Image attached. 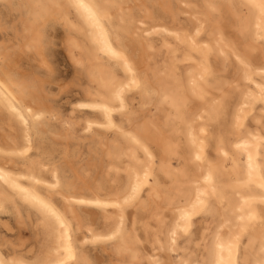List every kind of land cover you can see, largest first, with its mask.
<instances>
[{
    "label": "rangeland",
    "instance_id": "1",
    "mask_svg": "<svg viewBox=\"0 0 264 264\" xmlns=\"http://www.w3.org/2000/svg\"><path fill=\"white\" fill-rule=\"evenodd\" d=\"M91 1L112 18L115 28L122 31L126 50L140 66L141 71L149 79L153 78L158 88L161 87V83H179L180 87L175 92L184 95V99L176 107V112L167 117L169 108L162 106L157 97L152 96L149 103L137 94L126 93L124 97L126 103L130 105L131 115L127 117H122L118 113L113 115L115 123L123 131L138 135L143 143L148 144L156 157L149 182L142 185L137 197L127 205L124 204L123 208L125 240L140 252L141 258L138 264H150L145 256L154 252L158 254L160 264H172L176 261L174 255L173 258H169L164 250L165 226L170 221L173 204L187 193L190 186L188 181L196 172L195 167L192 164H186L185 161L189 149L185 142V126L180 123L182 118L189 121L198 115L202 116L203 120H195V123L204 124L208 130L205 138L207 158L217 174L215 185L224 189L226 193L223 204H217L220 212L215 219L199 218L196 221L191 242L193 252L200 254L201 237L206 227L210 229L215 227L220 219L219 214L229 208V203H233L234 191L251 192L255 196L254 205L264 218V202L261 200L260 193L242 189L237 183H233L236 180L235 172L219 170V166L224 161L220 157L221 148L231 156L239 173L242 172L231 147L232 135L229 132L232 130L231 121L241 91L251 87V84L245 81L244 74L246 73L252 81L264 83V74L261 71L264 68L261 55L262 44L261 41L254 40L250 28L252 7L243 0H232V2L227 0H212L213 2H205V0ZM18 8L17 0L10 3L0 1V50H5L4 53L8 54L3 53L7 56L6 62L13 73L23 80L26 79L27 82L34 79L32 83L39 87L38 94H42L39 98H42L43 106L49 111L45 113L49 115L47 119L49 126L41 129L35 137L36 154L47 158L53 166L66 167L68 182L71 184L74 182L72 185L83 194L97 195L106 201L123 199L130 184V168L135 167V163L130 162L126 156L129 147L121 134L114 129L106 130L93 126L92 131L86 133L85 122L100 119L95 112L78 108L80 101L87 100L91 96L102 95L109 99L113 85L123 79L120 68L113 69V75L106 80L107 86L103 87L105 82H100L102 75L99 69L108 70L107 63L103 62L101 66L94 60L92 45L83 27L77 25L76 29L70 30L53 18L48 19L42 27L40 41L42 46L33 50L26 48L24 41L29 34L25 25L28 9ZM145 14L147 17H144ZM122 17H125V21H121ZM198 19L205 22L201 42L206 46L208 44L205 60H203V64L207 67V74L203 79L206 83L202 80L198 82L203 90L204 98L188 90L187 70L191 60L185 58L174 64L164 60L167 41L164 29L177 33H185V31L189 33ZM72 20L78 24L75 18L72 17ZM141 20L144 27L140 26L142 30L139 31L138 26ZM143 29L150 34L148 38L155 46L154 51L149 48L147 42H142L141 38L135 35L138 31H144ZM216 39L221 40L220 44L225 51L224 56H220L217 52ZM70 40L80 45L79 51L75 49L73 53L71 52ZM179 53L178 46L170 47L172 58L178 59ZM189 55L195 60H200L198 53L190 52ZM92 63L97 66L94 70L89 67ZM104 78L106 79V76ZM256 129L264 136V106L260 101L253 102V112L246 119L245 128L241 131L243 134L246 130L253 132ZM170 141L178 142L183 151L180 160L175 155L170 157L173 172L178 169H185L186 172L185 177L178 182L173 175H166L159 165L163 157V148ZM22 143L21 126L0 102V163L8 161L15 168H21L22 164L16 158L17 163L9 162L10 155L14 157L15 155L8 150L15 149ZM110 152L111 155H108ZM135 155L137 164L145 163L146 159L140 149H136ZM78 180L81 181L78 183ZM49 182L48 175L40 173L39 182L31 184V187L42 195L50 196L61 210H69L68 205L64 203V197L70 194L72 189L64 184L49 188L46 185ZM155 193H158L159 199L153 196ZM16 206L21 212L20 216L16 212ZM73 209L75 216L73 213L74 218L71 219V224L74 244L86 256L85 263L77 264H128L127 257L121 258L115 255L114 248L118 242L91 244L85 240L87 228H91L96 233H103L108 228L106 216H115L113 207H106V214L95 206L80 205ZM157 213L161 215L158 216ZM161 218L163 223H159ZM262 228L261 222H258L257 226L246 229L241 239L238 264H253L260 256L259 235ZM55 235L56 228L53 221L32 202L23 201L18 195L6 192L0 208V257L5 264L10 261L13 264H44L52 253ZM180 246L182 249L179 252L189 247L185 241H181Z\"/></svg>",
    "mask_w": 264,
    "mask_h": 264
},
{
    "label": "bare ground",
    "instance_id": "2",
    "mask_svg": "<svg viewBox=\"0 0 264 264\" xmlns=\"http://www.w3.org/2000/svg\"><path fill=\"white\" fill-rule=\"evenodd\" d=\"M0 1L10 3L13 0ZM17 1L19 8L28 9L25 25L27 26L29 34L24 41L26 48H32L31 50H33L39 49L42 46L40 45L42 27L48 19L53 18L60 21L66 28H70V30L72 28L76 29L77 25L83 27L87 39L92 45L94 60L101 66L103 62L107 63L108 70L99 69L102 75L100 82H105L103 87L107 86L106 80L113 75V69L115 67L120 68L123 79L121 82L113 85V88L110 90L109 99L102 95L99 97L91 96L87 100L80 101L78 103V108L95 112L100 119L99 121L87 120L85 122L86 133L91 132L93 126H98L106 130L114 129L121 134L125 144L129 147L126 156L130 162L135 163V167L130 168V171L128 170L130 184L123 199L106 201L97 195H85L78 191L72 185L74 182H72V184L68 182L66 175L68 172L65 170L66 167L64 168L62 165L63 168L53 166L47 158L36 154L37 146H35L34 142L35 137L40 133L41 129L49 126V122L47 121L49 115L45 114L49 111L43 106L44 104L41 102L42 98H39L42 97L39 96L42 94H38L39 87L32 83L34 79L30 78L33 79V81L29 80L31 82H27L26 79L23 80L13 73L10 65L6 62L5 58L7 56H4V54H8L4 53L5 50H0V102L3 104L5 110L15 118L23 130V143L21 146L8 150L9 153L15 155V157L10 155L9 162L15 164L17 163V159L22 164L21 168H15V166L12 164L10 165L8 161L6 163H0V208L6 192L18 195L23 201L32 202L43 214L53 221L56 228L54 247L48 260L44 264H77L80 262L85 263L86 256L83 254L82 250L77 249L74 244L71 224V219L75 216L73 208L80 205L95 206L106 214V207L112 206L115 211V216H106L108 228L103 233H96L91 228H87L85 240L91 244L118 242V245L114 248L115 255L121 258L127 257V261H129L128 264H138L141 258L140 252L129 245L125 240L126 229L123 208L124 204L127 205L131 200L137 197L141 186L149 182L156 157L148 144L143 143L138 135L123 131L122 128L115 123L113 115L116 113L120 114L122 117L131 115L132 111L130 105L126 103L124 95L126 93H134L139 95L142 99L148 100L149 103H151L152 96L157 97L162 106H167L169 108V113L167 114V117H169L176 112V107L179 106L180 101L184 99L183 94L175 92L178 91L180 84H163L160 82L161 84H159L161 87L159 86L160 88H158V85L154 83V79H149L127 52L126 46L123 43L122 31L115 28L112 23V18L98 9L91 0H83L86 8L77 7L75 5V0ZM163 1L170 2V0ZM208 1L212 0H205V2ZM227 1L232 2V0ZM243 1L253 9L250 28L254 40L261 41V55L264 60V0ZM143 12L144 11H142V13ZM145 15L146 16H143L147 17V14ZM72 17L77 20L78 24L72 20ZM126 19L129 20V18ZM121 21H125V17H122ZM139 23L138 30L140 31L142 30L140 26H143L144 23L142 20ZM143 30L142 32H136L135 35H138L142 42H147L149 48L153 49L155 46L148 38L150 34L146 29ZM204 30L205 22L199 19L196 20L195 26L189 33H186V31L185 33H177L164 29V33L167 37L164 60H168L170 64H174L185 58L191 60L187 70L188 90L190 93L200 95L202 98H204V94L198 82L199 80L205 82L206 80L203 79L207 74V67L203 64V60H205L208 44L206 46L205 43L201 42V35ZM216 40L217 42H214L218 43L217 52L220 56H224L225 51L224 47L220 44L221 40ZM69 43L72 53L75 49L79 51L80 45L76 41L70 40ZM223 43L226 42L223 41ZM173 45L180 48L178 59H174L170 56V47H173ZM188 52L198 53L200 55V60H195ZM223 61L225 60L223 59ZM89 65L91 70L97 67L96 64L93 63ZM261 71L264 74V68ZM104 76H106V79ZM244 79L251 84V87H246L245 90L241 91L237 108L231 121L232 130L229 132V134L232 135L231 147L242 172L239 173V169L234 165L235 162L231 159V156L225 149L221 148L219 150L220 157L223 158L224 161L219 166V170L226 169L235 172L236 180H234L233 183H237L242 189L257 191L260 193L261 200L264 202V136H262L258 129L253 132L246 130L243 134L241 131L242 128H245L246 119L253 112V102L260 101L264 106V83L250 80L246 73L244 74ZM41 89L40 86V90ZM195 120H203V118L201 115H198L195 119L189 121L184 118L180 119V123H183L185 126V142L189 149V154L187 157L185 156V161L186 164H192L196 172L193 174L190 181H188L190 186L187 193L172 206L170 221L165 226L164 250L168 253L169 258H173V255L176 258V261L172 264H238L240 259L241 239L246 229L252 226L255 227L258 225V222H261L263 227L259 235V251L261 254L253 264H264V218H262L259 209L255 207V196L251 192L243 193L234 191L233 203H229V208L219 214L220 219L215 227L213 229L206 227L205 233L201 237L202 251L200 254L197 255L192 250V232L196 221L199 218L215 219L218 212H220L217 208V204L221 205L226 200L224 189H220L215 185L217 174L207 158V143L205 138L208 130L204 124H196ZM53 136L55 135L53 134ZM136 149H140L146 159L145 163L142 165L137 164L138 160L135 155ZM163 149V157L159 163L160 168L166 175H173L174 179H176L175 181L178 182L185 177L186 172L185 169H178L173 172L170 157L171 155H175L178 156L180 160L183 152L182 147L178 142L170 141L166 143ZM111 152L108 155H111ZM40 173H46L48 175L50 182L46 185L49 188L64 184L72 189V192L64 197V203L68 205L69 210H61L54 204L50 196L42 195L31 187V184L39 182ZM79 181L81 180H78V183ZM153 196L157 199L160 198L158 193L153 194ZM16 208V212L20 216L21 212L17 206ZM73 213L74 216H72ZM157 214L158 216L161 215V213ZM163 222V218H161L159 223ZM181 241H185V244L189 246L183 249V252H179L182 249L180 246ZM145 257L150 264H160L158 254L155 252ZM0 264H5L1 257ZM8 264H13V262L10 261Z\"/></svg>",
    "mask_w": 264,
    "mask_h": 264
},
{
    "label": "snow or ice",
    "instance_id": "3",
    "mask_svg": "<svg viewBox=\"0 0 264 264\" xmlns=\"http://www.w3.org/2000/svg\"><path fill=\"white\" fill-rule=\"evenodd\" d=\"M75 5L80 8H86V5L83 3V0H75Z\"/></svg>",
    "mask_w": 264,
    "mask_h": 264
}]
</instances>
